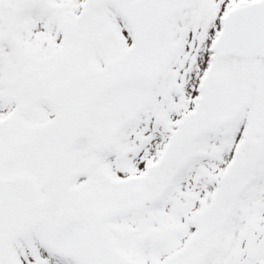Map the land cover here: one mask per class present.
Wrapping results in <instances>:
<instances>
[{
  "label": "snow or ice",
  "instance_id": "1",
  "mask_svg": "<svg viewBox=\"0 0 264 264\" xmlns=\"http://www.w3.org/2000/svg\"><path fill=\"white\" fill-rule=\"evenodd\" d=\"M0 264H264V0H0Z\"/></svg>",
  "mask_w": 264,
  "mask_h": 264
}]
</instances>
